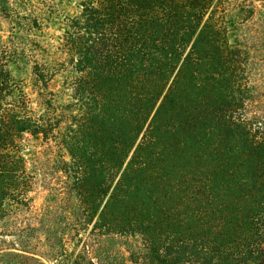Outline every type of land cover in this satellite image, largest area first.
I'll return each instance as SVG.
<instances>
[{"label": "trees", "instance_id": "obj_1", "mask_svg": "<svg viewBox=\"0 0 264 264\" xmlns=\"http://www.w3.org/2000/svg\"><path fill=\"white\" fill-rule=\"evenodd\" d=\"M78 7L63 37L75 77L54 118L31 115L10 69L19 50L0 38V219L28 204L24 136H57L68 118L62 171L95 230L140 235L141 264H264V128L226 0ZM13 257L42 264L15 252L0 264Z\"/></svg>", "mask_w": 264, "mask_h": 264}, {"label": "rangeland", "instance_id": "obj_2", "mask_svg": "<svg viewBox=\"0 0 264 264\" xmlns=\"http://www.w3.org/2000/svg\"><path fill=\"white\" fill-rule=\"evenodd\" d=\"M80 1L0 0V38L19 50V60L10 69L29 98L33 116L54 118L70 99L75 73L63 37ZM226 4L231 39L246 45L251 55L254 99L249 115L264 128V0H226ZM245 7L248 13L243 11ZM250 13L252 16L244 20ZM36 64L46 82L37 83L33 72ZM46 100L54 104L50 111ZM60 121L54 132H59L57 136H24L22 153L31 181L28 204L6 203L10 213L0 219V253H19L42 264L143 263L147 249L140 235L95 230V223H89L70 191L62 171V162L69 157L59 139L70 121ZM17 261L21 259L13 257L10 264Z\"/></svg>", "mask_w": 264, "mask_h": 264}]
</instances>
